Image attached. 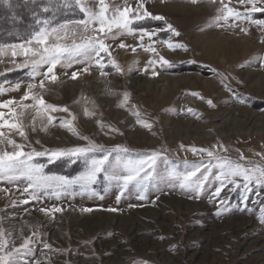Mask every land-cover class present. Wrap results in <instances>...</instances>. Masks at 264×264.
Segmentation results:
<instances>
[{
  "label": "rangeland",
  "instance_id": "374dc122",
  "mask_svg": "<svg viewBox=\"0 0 264 264\" xmlns=\"http://www.w3.org/2000/svg\"><path fill=\"white\" fill-rule=\"evenodd\" d=\"M105 2L111 7L113 4H123L124 0H105ZM128 2L133 7L136 6V0H128ZM225 2L227 3L228 0ZM92 5L98 8V0H92L90 6ZM170 6H182L185 12L180 14L170 11L168 10ZM216 6L207 3V0H202L196 5L187 0H145L148 11L154 15H163L180 31L181 36L172 39L189 46L188 51L183 49L173 51L163 44L156 45L160 54L172 62L171 66L155 65V70L159 73L158 77L163 81L166 79V82H172L173 88L177 90L173 97H167L164 102L160 103L161 94L158 91L145 89L134 94L136 83L143 81L137 78L140 75L144 78L149 73L142 71L143 68L139 66L140 61L146 64L151 54L140 48H137L135 53L130 48L121 51L118 45L121 40L126 45H139L138 32L108 41L112 56L124 69V74L116 71L107 56L102 61L105 65L103 71L108 73L107 76H102L101 69L93 65L90 73L73 80L70 78L71 72L84 65L74 64L68 69L58 66L56 73L59 79L55 85L54 83L47 85H54L53 88H59V92L50 90L41 94L51 104L67 106L70 113L75 114L74 124L81 135H86L107 148L115 145L127 147L130 151L121 153L122 159H136L138 153L166 148L165 154L173 163H167L163 159L158 160L157 167L160 173L172 166L177 173H184L191 170L192 163L201 160L202 155H194L191 151L181 149V144L186 147L211 148L217 143H222L228 148L227 155L233 159L238 157L237 150H239L248 160L264 162L256 155V153H264V129L251 130L257 118L264 119V88L262 90L255 87L256 81L261 76L264 77V64L260 59L264 57V43L261 42L264 30L247 22L241 25L249 29L247 35L240 33L238 28L221 30L214 26L206 27L209 18L215 14ZM232 6L243 10L235 0ZM252 16L253 19H264V13L261 12L253 13ZM83 18L82 14L81 19ZM133 26L149 31L166 28L163 21L150 18L135 21ZM170 36L172 34L165 30L157 32L153 39L163 41ZM24 41L2 44L6 47L0 54V84L11 88L16 82L23 81L20 90L0 94L2 100L13 97L19 100L27 83L30 82L28 70L16 68L13 63V61L19 63L24 59L23 55L15 57L12 55L13 51L20 50L7 47ZM144 42L151 43L148 37H145ZM134 61L138 63L133 64ZM182 64L189 65L191 69L194 65L199 70L196 68V70H179L186 68ZM130 65L131 71H129ZM213 69L217 72L231 73L236 77V79L229 77L225 83L229 84L237 96L245 100L244 103H240L232 92L220 83ZM112 79L117 90L110 94L104 85ZM181 79H186V83L184 80L181 82ZM61 83H67L68 88L77 87V93L67 97L60 88ZM89 83H97L101 89L92 91L88 88ZM209 83H213L214 89ZM190 84L199 88L198 92L205 98L204 100L190 95L191 91H182ZM125 91L132 93L129 105L135 101L139 102L134 104L139 109L141 118L152 123L151 130L137 124V117L129 108L117 106ZM184 97L190 99L187 101L188 107L196 110V115L177 111L181 106L180 102H183L181 98ZM209 98L215 103V108L207 105L206 100ZM168 99L173 101L171 106L167 105L170 103ZM164 103H167L165 104L167 106L161 112L162 109L158 107ZM218 107L230 112L237 109L239 111L228 112L229 116H225L224 119L220 117L212 120L206 117V115L219 117L221 113ZM85 108L95 112V116H85L83 113ZM148 108L158 112L159 118H154L153 112H145ZM247 110L249 113L246 112ZM0 111L5 112L6 116L9 115L8 109H0ZM117 113H124L123 119L117 120ZM252 113L257 117L246 118L247 114ZM51 114L57 119L47 131L41 130L40 118H38L37 131L27 129L28 142L23 141L19 135H13V138L20 143H30L37 151L45 148H71L87 143L60 126L61 120L71 119L69 113L59 111ZM176 117L194 121L201 127L200 133L193 132L194 127L191 126L190 132L183 130L177 138L169 137L171 129L176 127L174 121ZM233 118L245 120V125L236 130H232L231 125L226 129L221 127L226 120ZM97 120L105 124L103 129ZM87 122L92 124L95 132L86 129L84 124ZM25 124L30 125L31 118H26ZM108 125L119 129V132H110ZM52 129L65 132L66 137L49 136V131ZM139 129L146 132L147 138L132 136ZM33 133L38 137L35 138ZM37 140L40 143H37ZM9 150H11L10 146ZM24 150L30 151L28 147ZM91 155L99 157L102 153ZM116 156L117 153H113L110 157L113 163ZM185 159L189 162L188 165L183 163ZM203 159L207 160L206 155H203ZM33 163L44 164L46 175L69 178L78 176L86 167L83 159L71 160L68 157H61L49 162L47 155L33 157ZM106 184L101 175L100 180L93 185L99 196L62 195L57 199L55 196L42 195L38 201L24 204L21 201L28 199L27 194H22L26 182L0 181V189H9L7 193L0 191V226L12 233L10 239L17 245L22 242L21 233L24 236H31L36 226H39L40 235L34 238L35 242L32 245L34 255L31 259L39 260L41 264H264V222L261 213V208L264 207V204H261V200H264V186L252 185V191L247 193L248 199L245 202L244 189L233 190L231 185H227L219 197L214 196L220 182L212 179L206 182L198 199L192 197L189 191L181 189L174 181H153L149 185L146 199H139L137 191L130 185L129 191H126L117 202L119 188L113 184L105 190ZM13 200L17 202L13 204ZM221 200L227 201L229 211L217 216L216 211ZM53 206L64 209L61 213H55V219L38 211L39 208L51 209ZM110 208H117L119 211L112 212L109 211ZM83 209H91V211H83ZM41 241L51 245V249L45 248Z\"/></svg>",
  "mask_w": 264,
  "mask_h": 264
},
{
  "label": "snow or ice",
  "instance_id": "6c2138e0",
  "mask_svg": "<svg viewBox=\"0 0 264 264\" xmlns=\"http://www.w3.org/2000/svg\"><path fill=\"white\" fill-rule=\"evenodd\" d=\"M49 6L43 8L44 13L60 9L78 8L84 18L79 20H70L63 23H56L52 18L37 19V30L23 43L9 45L13 51L12 55H23L24 59L16 63L14 66L20 69H27V75L30 82L27 83L23 95L17 100L15 97L0 101V109H8L9 115L6 117L5 112L0 111V181L9 183L22 181L26 182V186L22 189V194H27L28 199L21 202L28 204L30 201H38L43 196H55L59 199L62 195H77L88 194L99 196V193L93 187L103 175V180L107 182L105 190L108 186L115 184L119 188L117 202L126 191H129V186L135 188L138 193V198L143 200L147 198L149 185L153 181H168L176 182L181 189L192 193V197L199 198L200 192L203 190L206 182L210 179L220 182V186L215 189L214 196L219 197L221 191L227 186H233V190L243 188V200L248 199L247 193L252 191V185L264 186V162L257 163L256 161L248 160L242 152L237 150L238 157L233 159L228 153L227 146L222 143H217L211 148H197L181 144L180 148L186 151H191L194 155H202L199 162L191 164V170L184 173H177L175 167H167L163 173L158 171L157 162L163 159L167 163L169 158L165 154L166 148L150 150L147 152L138 153L136 159H122L121 153H128L130 150L121 145H115L112 148H107L103 144H98L86 135H81L77 130L74 121L75 114L70 113L67 106H58L48 103L44 95L41 93L47 89V83H56L59 79L56 69L59 66L62 69L71 68L74 64L84 65L82 68L71 72V79L75 80L83 74L90 73V68L95 65L101 69V75L107 76L108 73L103 71L105 65L102 62L104 57H108L116 71L124 74V69L119 62L113 58L111 45L109 40H115L119 36L134 35L139 33V45H126L123 40L120 41L119 48H130L135 53L137 48L144 52L150 53L149 60L142 69L145 73L155 77L159 73L155 70V65L171 66V61L166 59L158 51L156 45L163 44L170 50L183 49L188 51L189 46L186 43L174 41L172 37H180V31L169 23L163 15H154L145 7V0H136V6L133 7L128 0H124L121 5L113 4L111 7L105 0H98V8L92 5V0H46ZM187 2L196 5L202 0H187ZM207 3L217 5L215 14L209 18L206 27H216L221 30L239 29L240 33L248 34L249 29L241 26L247 22L249 25H255L261 30H264V19H253L252 14L256 12L264 13V0H235V3L243 8L232 6L233 0H207ZM150 18L156 21H163L166 25L165 29H156L149 31L145 28L134 27V22ZM239 21V23H237ZM168 31L172 34L169 39L158 41L153 37L157 32ZM203 30V29H201ZM148 37L151 43H145L144 39ZM261 42L264 43V36L261 37ZM6 46L0 45V54L3 53ZM103 54V55H102ZM261 63L264 64V57H261ZM194 62V61H193ZM138 63L134 61L133 64ZM243 67V65H240ZM132 66H129V71ZM220 83L233 96L244 103L245 100L240 98L233 92L229 84L225 83L232 76L231 73L217 72ZM67 74V73H65ZM39 78V79H38ZM38 79V82H36ZM23 81L16 82L11 88L4 87L0 84V94L9 91H18L21 89ZM39 90V91H38ZM110 94L112 90L110 89ZM193 97L204 100L205 98L200 92L193 91L189 93ZM130 93L123 92L122 99L118 103V107H128L134 116L137 117L136 123L140 126L152 129L153 125L146 119L141 118V113L135 105H129ZM27 101H31L28 103ZM94 103V102H93ZM209 107L215 108L216 105L211 98L206 100ZM69 113L71 119L61 120L60 126L66 128L72 134L86 141L85 145L73 146L71 148L47 149L37 151L30 143H20L13 138V135H19L23 141L28 142V131H37L36 123L40 118L41 130L47 131L48 127L57 119L51 113L53 112ZM188 114L196 115V110L191 107L181 109ZM85 116H95V112L88 108L83 110ZM30 116L31 124L26 125L25 119ZM97 123L103 129L105 124L97 120ZM110 132H119V129L107 126ZM7 129V131H5ZM107 134V133H106ZM37 143H40L37 140ZM9 146L11 150H9ZM28 147L30 151L24 149ZM102 153L97 157L91 155L93 153ZM113 153H117L115 162L110 160ZM48 156L49 162L61 157H68L71 160L83 159L85 161V169L78 176H49L44 172L45 165L33 163V157ZM206 155L207 160L203 159ZM264 161V153H256ZM185 165L189 162L185 159ZM215 170V171H214ZM79 189V192H77ZM19 191V189H17ZM7 193L9 189H0ZM103 199L102 196H100ZM191 198V197H190ZM158 199V197H157ZM17 201L13 200L15 204ZM264 204V200H261ZM135 207V205H130ZM246 207V204H245ZM38 211L45 216H50L55 219V213L64 211L62 207L53 206L49 208H39ZM83 211H91V209H83ZM109 211H119L117 208H110ZM229 211L226 200L219 201L216 215L219 216ZM262 222H264V207L261 208ZM39 226L33 231L31 236H24L21 233L22 242L17 245L14 240L10 239L11 232H7L0 226V264H41L39 260L33 261L31 258L34 255L32 247L35 242V237L39 236ZM163 237H161L162 239ZM45 248L51 249V245L44 243Z\"/></svg>",
  "mask_w": 264,
  "mask_h": 264
},
{
  "label": "bare ground",
  "instance_id": "6f19581e",
  "mask_svg": "<svg viewBox=\"0 0 264 264\" xmlns=\"http://www.w3.org/2000/svg\"><path fill=\"white\" fill-rule=\"evenodd\" d=\"M168 10H170V11H174V12H178V13H180V14H184L183 13V11L185 12V10L184 9H182V6H179V7H177V6H170V7H168ZM121 51H123L124 49H122V48H119ZM145 65L146 64H144L142 61H140V67L141 68H144L145 67ZM192 67H194V68H197L196 66H192ZM187 68V67H186ZM179 69V70H196V69ZM198 69V68H197ZM151 68H149V73L147 74V76L146 77H142L141 75L137 78V80H140V79H143V81L142 82H137L136 83V86H135V91H134V94L135 93H137L139 90H148V91H153V92H156V91H158L159 92V94H161V96H160V103L161 102H164V100L167 98V97H169V98H171V97H173L174 96V94L176 93V91L177 90H175L174 88H173V86H172V82L170 83V82H166V79L163 81L161 78H159L158 77V75L157 76H155V77H153V76H151L150 75V72H151ZM199 70V69H198ZM201 70H203V69H201ZM202 72H204V71H202ZM197 79H199V78H197ZM185 81V83H186V79H181V82H184ZM160 82H162L161 84H159ZM107 84H105L104 86H105V88L107 89V90H112V91H114V90H117L116 89V87H115V85H114V80L112 79V80H110V81H107L106 82ZM56 83H54V85H55ZM66 84L67 83H61L60 84V88L62 89V91L64 92V94L67 96V97H69V96H73V95H75V93H77V87H73V88H68L67 86H66ZM90 85L88 86V88H90L92 91H97L98 89H99V85L97 84V83H89ZM210 84V83H209ZM54 85H47V89H50V90H55V93H57L56 91L58 90V92H59V88H56V87H54L53 88V86ZM102 85V84H101ZM173 85H174V83H173ZM211 85V87L214 89V85H213V83H211L210 84ZM69 86V85H68ZM193 85H191L190 84V86H185L184 88H183V90L182 91H185V92H189V91H191V92H193V91H199V88L195 85V87L193 86ZM255 87L256 88H258V89H262L263 90V88H264V77L263 76H261V78H259L257 81H256V84H255ZM101 89V88H100ZM99 89V90H100ZM50 90H47V91H50ZM147 91V92H148ZM110 92V91H109ZM130 94H132V93H130ZM149 95V94H148ZM180 95V94H179ZM177 98V97H176ZM109 99H111V98H109ZM182 100H183V102L181 103L180 102V104H181V106H179L178 107V109L179 110H177V111H179L180 113H183V114H188V113H186V112H184V111H181V109H187L188 108V100H190V99H187V97H184V98H181ZM7 100V99H6ZM170 99H168V102H170V103H164V104H161V105H159V109H162L161 110V112L163 111V108L165 109L166 108V106L168 105V106H171L173 103V101L171 100V101H169ZM0 101H3L2 99H0ZM47 101V100H46ZM140 101V100H139ZM28 103H31V101H27ZM48 102V101H47ZM167 102V101H166ZM48 103H50V102H48ZM136 103H139L138 101H135V102H133L132 103V105H135ZM51 104V103H50ZM165 104H167V105H165ZM56 105V104H55ZM164 105V106H163ZM199 106H201V105H199ZM151 107V106H150ZM202 107V106H201ZM126 109H128V107H125ZM223 108V107H222ZM221 107H218V110H219V112L221 113V115H219V117L217 116V115H214V116H212V117H209V115H206V117L207 118H209V119H212V120H216L217 118H220V117H222V119H224L225 118V116H229V114L231 113V112H236V113H238V111H239V109H237V110H232L231 112L230 111H226V110H224V109H222ZM235 108H240V107H237V106H235ZM246 108V107H245ZM152 109V108H151ZM158 109V110H159ZM247 109V108H246ZM5 110V109H4ZM160 111V110H159ZM145 112H153V117L154 118H159L158 116H157V114H158V112H154V111H151L149 108L147 109V110H145ZM228 112H230V113H228ZM246 112H248L249 113V110H247ZM218 113V112H217ZM216 113V114H217ZM242 115H244V114H241V116ZM253 115V116H252ZM124 116V113H117L116 114V118H117V120H119V119H121L122 117ZM159 116H161L160 114H159ZM257 117V115H255L254 113H252V114H250V115H246V118H250V117ZM7 117V116H6ZM233 117V116H232ZM27 118H31L30 116H28ZM123 119V118H122ZM175 120V124H176V127L174 126V128L173 129H171V131L169 132V137H171V138H177V136L181 133V131H183V130H185V131H189L190 132V127L192 126V128L194 127V129L192 130L193 132H195V133H200V131H201V127L198 125V124H196V123H194V121H191V120H187V119H182L181 117H176V118H174ZM250 121V120H249ZM228 125H231L232 126V130H236V129H238L239 127H243L244 125H245V120H240V119H236V118H233V119H230V120H226L224 123H223V125L221 126L223 129H226V127L228 126ZM84 126L86 127V129L87 130H90V131H93V132H95V129H94V127L92 126V124L91 123H89V122H87V123H85L84 124ZM230 128V127H229ZM253 128H257V129H264V119H262V118H257L256 119V122L252 125V131H253ZM7 129H5V131H6ZM183 133V132H182ZM233 132H231V134H232ZM34 134V133H33ZM49 136H55V137H59V138H64V137H66V133L65 132H63V131H60V132H57V131H55V130H50L49 131V134H48ZM134 138H138V137H143V138H147V135H146V132L145 131H143V130H141V129H139V130H137L136 132H134L133 133V135H132ZM243 136V135H242ZM34 137L35 138H37L38 136L36 135V134H34ZM237 137V136H236ZM113 143V142H112ZM109 144H111V143H109Z\"/></svg>",
  "mask_w": 264,
  "mask_h": 264
},
{
  "label": "trees",
  "instance_id": "16d2710c",
  "mask_svg": "<svg viewBox=\"0 0 264 264\" xmlns=\"http://www.w3.org/2000/svg\"><path fill=\"white\" fill-rule=\"evenodd\" d=\"M47 6L46 0H0V45L28 39L38 28L37 19L52 18L56 23H62L82 18L78 8L44 13L42 10ZM182 66L191 69L187 64Z\"/></svg>",
  "mask_w": 264,
  "mask_h": 264
}]
</instances>
